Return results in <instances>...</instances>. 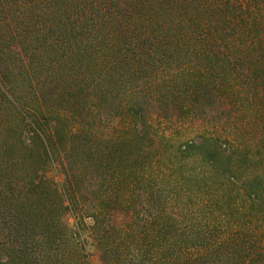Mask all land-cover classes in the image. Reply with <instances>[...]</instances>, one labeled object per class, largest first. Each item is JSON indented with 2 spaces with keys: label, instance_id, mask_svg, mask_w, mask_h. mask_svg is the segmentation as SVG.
Wrapping results in <instances>:
<instances>
[{
  "label": "trees",
  "instance_id": "1",
  "mask_svg": "<svg viewBox=\"0 0 264 264\" xmlns=\"http://www.w3.org/2000/svg\"><path fill=\"white\" fill-rule=\"evenodd\" d=\"M263 57L264 0H0V264H264L262 195L175 135Z\"/></svg>",
  "mask_w": 264,
  "mask_h": 264
},
{
  "label": "rangeland",
  "instance_id": "2",
  "mask_svg": "<svg viewBox=\"0 0 264 264\" xmlns=\"http://www.w3.org/2000/svg\"><path fill=\"white\" fill-rule=\"evenodd\" d=\"M251 61L261 59L252 58ZM204 109L208 112L207 120H196L185 131L175 134L177 141H197L203 134L211 137L216 146L210 143L204 149L194 150L196 154L200 156L207 150L210 163L220 173L234 175L246 182L249 192L262 195L264 204V91L260 85L258 93H215L214 89ZM80 163L76 159L71 167ZM48 176L57 180L59 175L51 172ZM86 185L82 186L85 188ZM64 222L74 226L70 214L64 217ZM85 223L90 224L88 220ZM82 237L91 264H100L99 252L92 239L86 232Z\"/></svg>",
  "mask_w": 264,
  "mask_h": 264
}]
</instances>
